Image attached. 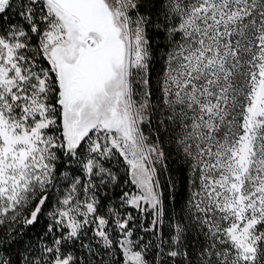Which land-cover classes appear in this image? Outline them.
<instances>
[{
    "label": "snow or ice",
    "instance_id": "obj_1",
    "mask_svg": "<svg viewBox=\"0 0 264 264\" xmlns=\"http://www.w3.org/2000/svg\"><path fill=\"white\" fill-rule=\"evenodd\" d=\"M0 264H264V0H0Z\"/></svg>",
    "mask_w": 264,
    "mask_h": 264
}]
</instances>
